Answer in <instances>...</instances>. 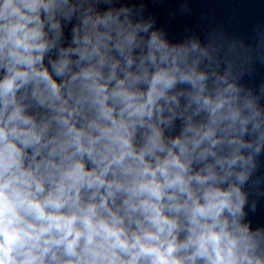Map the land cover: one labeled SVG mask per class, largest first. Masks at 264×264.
Listing matches in <instances>:
<instances>
[{"label": "clouds", "instance_id": "clouds-1", "mask_svg": "<svg viewBox=\"0 0 264 264\" xmlns=\"http://www.w3.org/2000/svg\"><path fill=\"white\" fill-rule=\"evenodd\" d=\"M142 12L0 0V264H264L251 56Z\"/></svg>", "mask_w": 264, "mask_h": 264}]
</instances>
